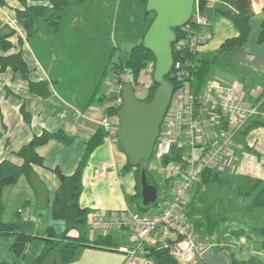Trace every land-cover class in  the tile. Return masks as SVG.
<instances>
[{"label": "crops", "instance_id": "1", "mask_svg": "<svg viewBox=\"0 0 264 264\" xmlns=\"http://www.w3.org/2000/svg\"><path fill=\"white\" fill-rule=\"evenodd\" d=\"M104 2L105 0L95 1L96 5ZM72 8L74 10L75 6L67 7L63 11L64 17L65 12L70 14ZM18 9H22L18 0H3V4H0V33L8 34L15 30V34L9 38L13 47L7 54L20 51L29 67L27 78L19 73H13L10 69L0 75V161L9 160L21 164L22 161L15 152L27 144L34 135H39L43 131L61 130L70 137L68 142L50 140L36 148L37 154L43 159V167L33 166L36 173L33 186L28 184L24 176H20L14 185L7 186L2 191V220L14 223L20 232L42 237L47 227L53 226L50 206L60 184L53 170L56 169L63 175H71L76 170L84 154V142L101 128L99 120L107 114L110 103L108 96L110 94V97L114 96L115 90L110 85L112 75L107 72L109 54L104 62H100L93 70L82 71L71 67V59H68L67 53L68 50L72 52V40H75V34L76 36L79 34L74 30L75 26L77 27L76 18L70 17L65 20L66 23H62L60 34L63 36L58 35L61 37H55L52 43L36 35L26 38L24 30L16 21ZM251 10L253 15L250 19V31L242 46H235L221 53V45L237 37L238 32L230 20L215 16L209 26L212 38L201 49L198 58L213 61L208 69L211 67L220 69V75L215 72L222 81L219 82L234 87L244 102L256 108V113L239 131L242 133L254 129L251 134L253 140L247 142L246 147L257 156H249L253 165L249 173L253 172L255 176L247 174L243 177L264 180V42H258L260 25L264 22V0H251ZM64 24H68V27L66 28ZM87 24L88 22L84 26ZM44 26L47 27L45 24ZM147 28L143 32H146ZM85 35L84 47L88 45L87 40L91 35L88 28ZM19 39L22 40V44L19 43ZM0 55L4 54L0 52ZM228 55L231 57H227ZM30 82L34 84L45 82L47 84L46 90L43 89L45 92L37 94L41 92L38 86L35 88L36 93L31 92ZM22 105L29 114V122L23 118ZM242 150L240 145L232 146L231 153L223 160L217 170L219 177L221 174L223 176L220 185L229 184V177L231 179L240 173L242 164H239L238 158ZM126 164L127 158L117 141L106 136L103 143L89 157L83 171L80 205L87 208L90 213L122 210L134 212L129 205V199L136 193L135 179L133 169L128 172L123 170ZM248 165L244 166L245 173ZM102 166H106L104 176L99 175ZM160 173L163 177L161 170ZM162 182L159 184L162 185ZM208 188V184L196 185L191 190L189 201L184 208L185 213L191 216L192 222L196 223L194 230L204 225L203 218L209 222L208 235L196 234L197 240L205 248L199 264H264V236L257 231L264 227V222L250 230L246 227L234 230L222 227L220 224L224 222L223 220H229L230 217V220L243 219L245 214L223 213L222 208L216 212L209 210L208 214L204 213L196 205L204 200ZM263 213L261 215L264 217ZM86 228L89 229V226ZM93 233L96 234L88 235L85 232L90 240L102 235L98 231ZM115 236L118 240H115ZM111 237L117 245V251L80 247L69 264H74L76 259L82 257L79 255L80 252L82 255L97 254L106 261L113 259L114 264H126L123 249L131 245L130 233L127 230L115 231L111 233ZM141 259L145 264H153L152 260L144 258L142 254ZM60 261L64 264L61 256Z\"/></svg>", "mask_w": 264, "mask_h": 264}, {"label": "trees", "instance_id": "2", "mask_svg": "<svg viewBox=\"0 0 264 264\" xmlns=\"http://www.w3.org/2000/svg\"><path fill=\"white\" fill-rule=\"evenodd\" d=\"M18 1L22 5V9L16 10V21L24 30L26 38H29L37 33L40 22H43L53 31L60 29L64 20L63 11L67 7L82 4L84 0ZM209 1H213L214 4L208 6ZM0 4H3V0H0ZM145 4L146 0H144V13L146 16L152 14L150 19L151 22L154 14L145 12ZM197 6L201 15L205 16L209 23L215 16H222L230 20L237 30V37L229 39L221 45V53L228 51L232 47L242 46L244 44L250 31V19L253 15L251 10V0H198ZM175 32V41H177L182 36V31L179 28L176 29ZM14 34L15 30L10 31L8 34L0 33V52L4 54L0 55V75L7 69H10L13 73H19L22 77L27 78L29 67L21 52L18 51L16 53L7 54L13 47L9 38ZM258 42H264V22L260 25ZM19 43L22 44L21 39H19ZM172 48H174V43ZM113 54L115 53L112 52L110 54L107 72L114 76L116 83L119 85L125 83V81H122L121 77L127 75L133 82L132 84L128 81L132 85L133 90L134 83H138L141 72L150 62L154 63L152 53L144 49L141 43L132 47L126 54H124V56H119L117 60L112 59ZM212 62L213 61L202 60L198 58V56L195 58V65L190 70L189 78L185 79L190 82L191 90L193 92L199 93L202 90L203 84L206 81L205 77L208 68ZM167 79L173 85L174 91L182 88V81L177 80L171 72L167 76ZM36 86L41 89V92L37 94H43L45 92L43 89L46 90L45 87L47 84L45 82L37 84L30 82L29 90L36 93ZM155 88L156 85L152 82L147 90L148 94L144 98L145 100L151 98ZM112 99L113 96L109 97L108 101H111ZM116 112V109L111 107L107 108V114H115ZM21 113L23 114L25 121L29 122V114L25 110L24 105L21 106ZM220 126L225 128L226 122L222 121ZM106 136V132L102 128H99L90 139L84 142V154L76 170L71 175H63L60 171L56 169L53 170L58 177L60 184L54 193L50 206L51 218L54 221H62L64 227L61 232H57L53 226H49L46 229L45 235L42 237L20 232L14 223L4 222L2 220V191L5 187L14 185L20 176H24L28 184L33 186L36 176L33 166L43 167V159L37 154L36 148L45 145L50 140L68 142L70 137L61 130L55 132L43 131L39 135H34L27 144L23 145L17 152H15V155L21 159V164H15L9 160L0 161V241L3 237L11 239L8 245V251L13 257L8 260L0 256V264H42L46 256L55 250L59 251L62 262L66 264L74 258L77 249L80 247L117 251V245L113 242L111 237V233L113 232L99 235L94 240H90L87 237L84 230L88 225L87 221L90 211L87 208L82 207L79 202L82 192L83 171L89 157L93 151L103 143ZM173 151L170 155L161 159L160 165L162 167L166 166L169 162L179 161L178 153ZM132 169L135 179L136 193L129 199L130 207L137 213H145L146 210L153 206L156 207L158 211L161 208L160 200H156L155 203L148 207L142 206L140 193L141 166L132 167L127 162L123 170L128 172ZM217 170L219 169H206L203 171L200 183L205 185L214 182L220 183L219 172ZM146 176L147 182L157 188V197L161 196L162 193L164 194V189H167V192L170 189V178H163L162 183L164 186H162L163 184L160 185L150 173L149 167L146 171ZM159 187L162 188L161 191L159 190ZM239 192L249 199L250 209L258 208L264 210V180L250 176L243 177L239 184ZM186 215L191 219L189 214ZM193 226L195 227L196 223H193ZM72 231H77L78 233L71 235ZM257 231L264 236V227ZM35 242H39L41 247L39 248V251L27 261V249ZM143 257L152 260L153 264H177L169 255L168 249L161 245H147L144 249Z\"/></svg>", "mask_w": 264, "mask_h": 264}, {"label": "built area", "instance_id": "3", "mask_svg": "<svg viewBox=\"0 0 264 264\" xmlns=\"http://www.w3.org/2000/svg\"><path fill=\"white\" fill-rule=\"evenodd\" d=\"M197 1L189 22L180 28L182 36L172 48L171 73L182 81L183 86L173 91L152 156L159 163L163 178L171 179L168 194L163 188L164 194L160 196L161 208L154 214L122 210L95 211L88 215L87 223L93 232L107 234L127 230L130 233L131 245L123 249L126 264H138L137 256L143 255L147 245H161L168 249L177 264H199L202 261L205 248L197 240L193 222L184 208L191 190L200 184L202 172L220 168L231 153L233 136L256 113V108L244 102L232 86L207 80L202 90L195 93L190 82L185 80L195 65V58L212 38L210 23L201 15ZM208 4L211 6L214 2ZM123 78L122 81L128 82ZM110 85L115 94L108 107L117 111L122 104L120 89L123 84H117L113 78ZM118 121L116 113L105 114L99 120V125L113 141H117ZM222 121L226 122L225 128L220 126ZM173 150L178 153L179 161L162 167L161 159ZM105 172L106 166L100 167L99 175L104 176Z\"/></svg>", "mask_w": 264, "mask_h": 264}, {"label": "rangeland", "instance_id": "4", "mask_svg": "<svg viewBox=\"0 0 264 264\" xmlns=\"http://www.w3.org/2000/svg\"><path fill=\"white\" fill-rule=\"evenodd\" d=\"M95 1L96 0H85V3L83 4L73 5L75 8L74 10L73 8L70 9V14L65 12L63 22H65L66 19H70V17L77 19V27L75 26L74 30L79 32V34L77 36L75 34V40H72V52L67 49V57L68 59H71V67L75 70H93L97 67V65H99L100 62H104V59L107 57V55H110L112 52L115 53L112 56V59L114 60H117L119 56H124V54H126L132 47L141 43V35L145 33L143 31L146 27H148L152 17V14L146 16L144 13V0H105L104 4H101L102 6L96 5ZM87 22V26H84V24ZM42 25L41 23L39 24L37 33L33 34L32 36L36 35L43 37L52 43L55 37L60 38L63 36L60 34L62 27H60V29L57 31H53L49 30L46 26H44V24ZM64 25L66 28L68 27V24ZM81 28L83 29L82 31ZM87 28L89 29L91 35L87 40V49H85L86 47H84V42L86 41L85 32ZM74 30H72V32H74ZM52 51H54L53 44ZM227 57L231 56L228 55ZM225 59L228 60V58ZM153 66L154 63L150 62L148 66L141 72L139 76L140 81L138 79V83H134V93L140 100L147 96V90L153 82ZM215 72L220 75L219 68L211 67L208 69L205 80L221 81L219 76H216ZM111 77L114 78L113 75ZM123 80H127L133 84L132 80L126 75L124 76ZM226 84L230 85L229 83ZM253 130L254 129L242 133L238 132L232 139V146L237 147L240 145L241 148H243L238 158L239 164H242L240 173L236 174V176H232L231 179L229 177V184L220 185L219 182L210 183V185L208 184L209 188L208 192L204 196V200L196 205L207 214L209 213V210H214L216 212V210L219 211L221 208L223 213L242 212L245 214V218L243 219L236 218L234 220H230V217L229 220H223L224 222L220 225L226 229L228 228L234 230L235 228L241 229L246 227L250 230V228L254 229L253 226L261 225L264 222V217L261 215L264 210L258 208L250 209L249 199L239 192V184L243 176L247 174L255 176V173H249L251 169H253V165L250 163L249 156H254L255 152H251L246 147V144H248L247 142L253 140V135H251ZM248 163L250 164L248 165ZM245 165H248L247 173L244 171ZM149 166L153 167L150 170V173L155 177L157 183L162 182L163 177L159 170V163L154 158H151ZM236 167L238 168L237 164ZM221 175L220 179L223 177ZM159 190L161 191L162 188L159 187ZM157 200H160V196L157 197ZM156 211V207L153 206L146 210L145 213L154 214ZM208 223L209 222L206 221V218H203L204 225L202 227L195 228V233H206L208 235ZM51 224L53 227L55 226V230L57 232L62 231V221L51 220ZM84 231L87 232L88 235L96 234L93 233V231L91 232V230L88 228H85ZM77 233V231H72L71 235H75ZM215 235L217 236L218 232ZM114 238L115 240H118L116 236ZM10 241L11 239L8 237H3L0 241V256L8 260L13 258L12 254L8 251V245ZM40 247L41 245L39 242L31 244L26 252V260H30L39 251ZM79 255L82 257L76 259L74 264H114L113 259L106 261V259H101V257H99L97 254L90 253L82 255V252H80ZM71 261L66 264L71 263ZM137 262L138 264H145L144 260L141 259V254L137 256ZM42 264H62L60 261L59 251L55 250L50 252L43 260Z\"/></svg>", "mask_w": 264, "mask_h": 264}, {"label": "water", "instance_id": "5", "mask_svg": "<svg viewBox=\"0 0 264 264\" xmlns=\"http://www.w3.org/2000/svg\"><path fill=\"white\" fill-rule=\"evenodd\" d=\"M195 0H146L145 12L153 13L141 44L152 53V80L156 88L150 99H138L126 82L121 87L122 104L117 110L116 140L132 167L141 166L140 186L143 207L155 203L157 188L147 182L146 171L153 156L160 127L171 102L174 87L167 79L173 64L172 45L176 29L186 25L193 13Z\"/></svg>", "mask_w": 264, "mask_h": 264}]
</instances>
